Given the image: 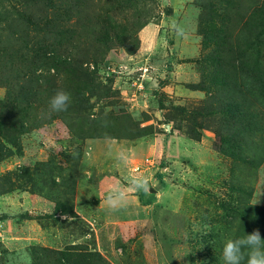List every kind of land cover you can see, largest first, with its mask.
I'll list each match as a JSON object with an SVG mask.
<instances>
[{"label": "rangeland", "instance_id": "rangeland-1", "mask_svg": "<svg viewBox=\"0 0 264 264\" xmlns=\"http://www.w3.org/2000/svg\"><path fill=\"white\" fill-rule=\"evenodd\" d=\"M256 228L264 0H0V264H225Z\"/></svg>", "mask_w": 264, "mask_h": 264}, {"label": "clouds", "instance_id": "clouds-1", "mask_svg": "<svg viewBox=\"0 0 264 264\" xmlns=\"http://www.w3.org/2000/svg\"><path fill=\"white\" fill-rule=\"evenodd\" d=\"M40 70H38L39 73ZM72 103L71 93L58 89L48 101L51 113L67 112ZM130 183L136 190L148 191V182L140 176H133ZM123 198V193H110L109 201ZM222 256L225 264H264V237L259 228L243 237L228 239L224 243Z\"/></svg>", "mask_w": 264, "mask_h": 264}, {"label": "trees", "instance_id": "trees-1", "mask_svg": "<svg viewBox=\"0 0 264 264\" xmlns=\"http://www.w3.org/2000/svg\"><path fill=\"white\" fill-rule=\"evenodd\" d=\"M55 48H51V50L50 51H53ZM54 59H56V58H54ZM10 96L8 97V99L5 101V103H4V108H5V110H10V112H11V115H12V110L14 109V107H15V105H13L12 103H10L9 102V100H10ZM7 117H9V115H6ZM19 116L18 117H15L14 116V120H19ZM20 127H21V129H23L24 128V126H23V124L22 123H20ZM23 130H25V129H23ZM10 141H12L13 140V138H10L9 139ZM15 140V139H14ZM239 140V139H238ZM237 140V141H238ZM17 143V142H16ZM243 216H245V214H242ZM246 218V217H245ZM259 222L260 223H262L263 221H262V219H261V217L259 216Z\"/></svg>", "mask_w": 264, "mask_h": 264}]
</instances>
